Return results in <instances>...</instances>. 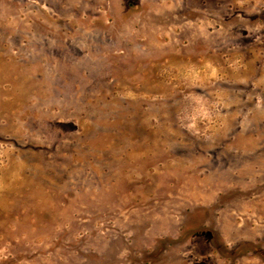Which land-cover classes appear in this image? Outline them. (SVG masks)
Listing matches in <instances>:
<instances>
[{"label":"rangeland","instance_id":"1","mask_svg":"<svg viewBox=\"0 0 264 264\" xmlns=\"http://www.w3.org/2000/svg\"><path fill=\"white\" fill-rule=\"evenodd\" d=\"M0 264H264V0H0Z\"/></svg>","mask_w":264,"mask_h":264}]
</instances>
